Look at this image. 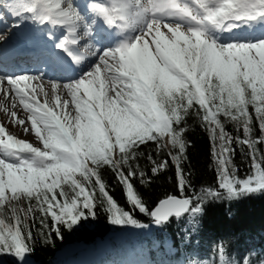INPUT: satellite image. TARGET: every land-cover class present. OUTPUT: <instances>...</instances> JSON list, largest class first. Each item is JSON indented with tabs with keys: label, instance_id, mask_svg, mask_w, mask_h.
Returning a JSON list of instances; mask_svg holds the SVG:
<instances>
[{
	"label": "snow or ice",
	"instance_id": "obj_1",
	"mask_svg": "<svg viewBox=\"0 0 264 264\" xmlns=\"http://www.w3.org/2000/svg\"><path fill=\"white\" fill-rule=\"evenodd\" d=\"M192 3L195 10L179 0H110L107 5L91 0L90 10L109 26L124 29L143 21L135 41L105 50L90 72L71 83L28 75L0 77V112L42 145L17 138L0 123V255L23 259L31 251L37 221L38 235L47 230L59 236L61 226L70 229L94 217L97 204L105 207L110 222L132 223L130 214L109 195L99 170H111L129 206L146 212L133 181L146 179L137 160L143 155L141 146L149 143L155 153L147 154L152 175L174 169L178 193L164 197L151 213L156 219L196 215L209 200L264 191V150L258 147L264 145V40L221 46L206 36L209 25L230 28L232 21L264 16V0ZM9 4L14 17L29 13L54 25L80 20L72 0ZM161 16L187 19L195 26L169 24ZM69 43L77 39L66 36L56 46L65 49ZM190 115L207 133L215 186L196 188L184 168L191 146L185 138ZM229 123L236 135L226 130ZM254 124L259 135L254 134ZM238 147L245 150L249 169L244 178L237 175L232 159ZM24 153L31 158L22 159ZM221 248L217 246L216 264ZM254 255L239 264H264V257L253 261Z\"/></svg>",
	"mask_w": 264,
	"mask_h": 264
},
{
	"label": "trees",
	"instance_id": "obj_2",
	"mask_svg": "<svg viewBox=\"0 0 264 264\" xmlns=\"http://www.w3.org/2000/svg\"><path fill=\"white\" fill-rule=\"evenodd\" d=\"M251 110V109H250ZM223 120V117H221ZM189 130L185 133V138L190 142V147L187 149V161L184 164L186 172L190 173L189 179L196 188L202 186H215V172L212 166L210 155V143L207 133L200 127V124L195 116L190 115L186 120ZM226 130L236 135V130L232 124L225 125ZM255 135H259L258 126L254 124ZM243 136L242 130L239 133ZM235 147V145H234ZM264 150V145H258ZM143 153L137 160L141 170L146 174V179L141 182L139 179L133 181V187L139 198L142 200L146 208V212L134 210L129 206L123 188L117 183L115 174L104 167L101 168L100 175L108 187L109 195L113 200L133 218L147 221L150 219L149 210L156 202L168 194H177L175 188V171L169 167L166 171L159 175H152V165L147 161V154L154 153V145L141 146L139 150ZM245 150L237 148L233 159V163L238 168L237 175L240 177L247 171L248 165L246 155H242ZM161 159L164 158L162 155ZM126 171V170H125ZM242 178V177H241ZM259 197L247 195L231 200H222L216 202L209 200L203 204L204 216L202 218V226L200 228L201 235L209 238L215 243L217 237H221L228 245L230 240L238 236H245L249 232L264 227V191ZM23 203V202H22ZM145 218V219H144ZM84 221H80L77 225L70 229L61 226L60 235L57 236L55 231L50 234L44 230V235H38L37 230L40 229V224L37 221L33 227L34 241L31 243L30 254L40 261V264H45L51 260L54 253L65 243L76 240H87L96 236H103L108 232L109 216L100 204L96 205L95 216L87 217ZM49 218V223H50ZM77 226V227H76ZM89 227H92L89 229ZM173 240L177 243V237L174 231H171ZM50 236V238H49ZM244 236V237H245ZM157 239H161V235L157 234ZM212 243V244H213ZM10 254L0 255V262H5L9 259Z\"/></svg>",
	"mask_w": 264,
	"mask_h": 264
},
{
	"label": "rangeland",
	"instance_id": "obj_3",
	"mask_svg": "<svg viewBox=\"0 0 264 264\" xmlns=\"http://www.w3.org/2000/svg\"><path fill=\"white\" fill-rule=\"evenodd\" d=\"M2 118L7 126V128L14 133L13 135H15L17 138L19 139H23L26 142H31L33 144V146L36 147H42V145L37 141V139L35 138L34 134L32 133H28L25 134L22 130V127L19 125H13L12 123H10V118L7 117L3 112H2ZM31 157V156H30ZM190 219L188 220V225L186 226V228H188L191 223H193L192 218L195 217V215H190ZM155 227V224L152 225H135L133 227H129L127 230H130L129 232L131 234L137 235V233H144L145 235L149 236L151 233V230ZM258 235H264V227H262L261 229L256 230V232H249L246 236L248 237L249 240H253L255 238H257ZM245 236V234L243 236H241V238H243ZM166 248L168 249V251L171 250V248L169 247V243L166 244ZM222 255L219 256V264H233L231 261H229V259L224 256L225 253H223L222 250H220ZM213 258V257H212ZM211 258V259H212ZM16 264H33V262L29 259L28 255L26 254L23 259H18ZM186 264H208V260L206 259H197V258H193L192 261L186 263Z\"/></svg>",
	"mask_w": 264,
	"mask_h": 264
},
{
	"label": "water",
	"instance_id": "obj_4",
	"mask_svg": "<svg viewBox=\"0 0 264 264\" xmlns=\"http://www.w3.org/2000/svg\"><path fill=\"white\" fill-rule=\"evenodd\" d=\"M165 201L163 200V201H161V202H159L158 204H157V206L154 208V210L155 209H157L161 204H163ZM169 215V214H168ZM168 215H166L164 218H166ZM164 218H162V219H164ZM84 220H86V219H81L80 221H84ZM79 221V222H80ZM84 223H85V221H84ZM77 225V224H76ZM77 227V226H76Z\"/></svg>",
	"mask_w": 264,
	"mask_h": 264
}]
</instances>
